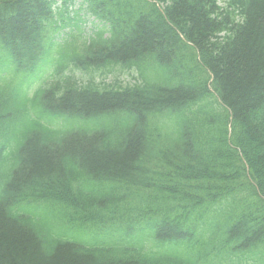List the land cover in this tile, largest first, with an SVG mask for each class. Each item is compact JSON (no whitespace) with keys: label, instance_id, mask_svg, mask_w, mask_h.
I'll list each match as a JSON object with an SVG mask.
<instances>
[{"label":"trees","instance_id":"obj_1","mask_svg":"<svg viewBox=\"0 0 264 264\" xmlns=\"http://www.w3.org/2000/svg\"><path fill=\"white\" fill-rule=\"evenodd\" d=\"M154 1L165 5L164 15L148 0H87L90 13L109 26L110 38L90 51L86 65L135 66L142 84L102 92L58 86L47 100L52 99V111L131 124L121 127L117 147L105 146L102 134L73 136L61 147L38 124L25 131L23 160L9 169L0 166V264H264V202L245 174L247 165L264 191V0H228L224 8L215 0ZM52 6V0H0V46L24 68L52 55L45 46L55 31L47 30ZM61 57L56 52L50 59ZM85 61L80 64L87 69ZM149 61L160 75L162 65L166 68L163 84L158 74L142 73ZM6 93L0 91V116L5 112L0 141L22 146V139L12 136L11 109L4 108L18 104L20 95L9 93L4 103ZM17 127L24 132V125ZM79 164L91 175L130 187L135 179L142 186L138 190L158 193V203L167 198L162 194L173 193L168 209L139 217L147 226H159V236L168 239L196 238L180 208L187 214L195 204L209 210L220 196L236 192L259 201L251 215L227 218L225 229L201 231L184 259L143 246L89 250L54 239L13 212L74 176ZM110 210L123 218L130 207L118 202Z\"/></svg>","mask_w":264,"mask_h":264},{"label":"rangeland","instance_id":"obj_2","mask_svg":"<svg viewBox=\"0 0 264 264\" xmlns=\"http://www.w3.org/2000/svg\"><path fill=\"white\" fill-rule=\"evenodd\" d=\"M222 1V0H220ZM122 79L125 80V81H129L130 80V77L129 76H126V75H123L122 76Z\"/></svg>","mask_w":264,"mask_h":264}]
</instances>
